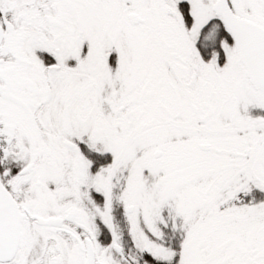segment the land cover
Here are the masks:
<instances>
[{
	"label": "snow or ice",
	"instance_id": "snow-or-ice-1",
	"mask_svg": "<svg viewBox=\"0 0 264 264\" xmlns=\"http://www.w3.org/2000/svg\"><path fill=\"white\" fill-rule=\"evenodd\" d=\"M0 264H264V0H0Z\"/></svg>",
	"mask_w": 264,
	"mask_h": 264
}]
</instances>
